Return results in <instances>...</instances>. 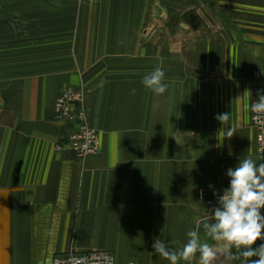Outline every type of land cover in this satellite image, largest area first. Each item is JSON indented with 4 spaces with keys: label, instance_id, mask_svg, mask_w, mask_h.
Returning <instances> with one entry per match:
<instances>
[{
    "label": "crops",
    "instance_id": "crops-1",
    "mask_svg": "<svg viewBox=\"0 0 264 264\" xmlns=\"http://www.w3.org/2000/svg\"><path fill=\"white\" fill-rule=\"evenodd\" d=\"M157 66L160 96L142 84ZM67 86L85 92L95 155L55 118ZM262 91L264 0H0V264L95 249L170 264L155 238L179 249L198 225L222 245L199 192H223L240 159L264 162L249 107ZM224 112L236 133L221 143Z\"/></svg>",
    "mask_w": 264,
    "mask_h": 264
},
{
    "label": "clouds",
    "instance_id": "clouds-1",
    "mask_svg": "<svg viewBox=\"0 0 264 264\" xmlns=\"http://www.w3.org/2000/svg\"><path fill=\"white\" fill-rule=\"evenodd\" d=\"M165 79L164 69L157 66L143 77L142 84L160 96L169 87ZM132 93L135 94V89ZM249 107L256 120L264 118V91L258 93V98ZM230 115L224 112L214 117L222 125L218 132L221 143L236 133V129L229 125ZM226 174L230 178L229 187L222 195L214 192L218 206L202 224L204 234L218 244L223 242L222 245L214 248L202 240L198 225L196 230L187 232V242L179 249L155 238L152 245L154 255L170 261V264H179L180 261L191 264L197 253L199 264H237L238 261L239 264H264V243L255 246L258 240H264V162L257 164L245 157L235 167L228 168Z\"/></svg>",
    "mask_w": 264,
    "mask_h": 264
},
{
    "label": "built area",
    "instance_id": "built-area-1",
    "mask_svg": "<svg viewBox=\"0 0 264 264\" xmlns=\"http://www.w3.org/2000/svg\"><path fill=\"white\" fill-rule=\"evenodd\" d=\"M54 110L55 118L58 121L74 125L67 142L79 157L84 158L99 152L101 147L100 135L98 130L93 128L89 122L85 106V92L82 89L73 86L62 88L56 99ZM254 116L255 114L251 112V122L258 132V152L264 155V118L256 120ZM58 148H62V145H58ZM214 192L223 194V192L212 187L202 188L199 192L201 203L210 210V213L215 206H218L217 196L214 195ZM202 196L203 198H201ZM262 214H264L263 211ZM54 264H117V261L113 252L95 249L83 252L76 251L56 257ZM179 264H187V262Z\"/></svg>",
    "mask_w": 264,
    "mask_h": 264
}]
</instances>
